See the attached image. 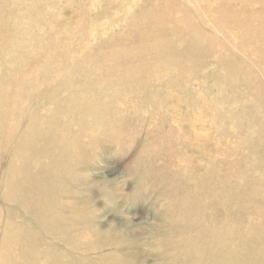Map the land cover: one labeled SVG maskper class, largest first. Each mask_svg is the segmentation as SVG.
Masks as SVG:
<instances>
[{
	"label": "rangeland",
	"instance_id": "rangeland-1",
	"mask_svg": "<svg viewBox=\"0 0 264 264\" xmlns=\"http://www.w3.org/2000/svg\"><path fill=\"white\" fill-rule=\"evenodd\" d=\"M144 1L147 0H0V9L10 17L14 14L16 17L14 25L17 30L20 33L25 31L24 35L21 34L23 36L21 42L15 43L9 49L2 47L4 52L10 51V57L2 67L9 71L8 68H11L12 65L23 61V68L31 67L32 70L35 69L33 72L31 71L35 72V76L46 77L45 80H47L43 83L39 82L41 85L33 89V92L32 90H28L29 92L23 90V95H25L22 108L28 112L38 111L42 117L50 115L49 109L56 108L61 120L55 121L53 124L50 122L42 124V128L51 125L60 137L57 134L53 136L54 134H49L48 131L49 135H43L36 139L37 146L33 149L21 146L25 150L27 160L30 161V165L27 167L29 173L44 172L43 175H47L46 171L49 172L51 166L56 165L53 169L56 172L50 173L45 182L51 184L57 191V200L53 199L52 202L50 196L47 198L43 193L41 194L43 199L41 201L50 202L49 206H52L50 211L54 214L51 212L47 215L41 213L37 209L38 207L35 208L36 201L26 200V196L29 199L35 198L34 183L27 187V195L24 200L21 198L15 200L8 193L9 190L18 187L15 181L8 180L7 177L13 167L12 156L16 149L17 139L20 137L19 132L25 127V118L23 117L20 124L15 123L16 130L10 136L9 144L1 142L0 139V249L3 243L2 238L4 237L5 240V235L13 232V229H21V226H24L28 229H37L39 232V229L42 230V221H49L53 214L56 215L57 219L54 218L56 223L58 221L55 224L58 231L54 228L53 232H42L43 236L48 242L53 243L55 250L60 255L68 256L70 264H193L187 257H194V254L187 251L189 256H186L182 246L185 242H193L201 229L190 233L183 232L182 228L187 224V221L177 215L176 203L172 196L175 182L168 175L169 167L179 169L180 172L187 170L192 175L197 174L196 176L200 177L205 174L203 169L208 166V163L210 165L216 155L228 151L229 154H232L234 149L230 145L233 143H240L241 156L245 155L251 144L259 148L264 147V140L261 138L256 136L251 141L247 136L245 137L246 132H249L248 125V128L245 125L241 127V125L235 124L233 126L234 123L230 122L233 115L239 114L241 119L250 116L255 126H264V48L260 46L250 50L248 47V44L252 43L250 39L251 42L246 39L248 41L245 47L238 41L240 38H246L243 26L239 22L236 25H227L226 29L219 25L218 19L215 20L214 16V9L218 5L216 0H174L180 7L173 10L175 17L178 16L177 18L181 19L182 15L187 16L192 20V25H189L185 29L186 31L183 30L187 35L182 33V39H185V42L183 40L179 42L180 45L176 47L179 49L177 51L171 44L175 37L173 34H162L159 30L156 31V34L165 35L164 45L166 48L163 45L164 52L173 49L170 52L176 57H180L177 58L178 61L175 62V65L173 62L172 65L165 66L166 70L163 76L156 77L159 70L149 67L147 62L150 59H157V62L160 63L159 61H164L167 54L164 53L165 56L163 53L156 55L151 51L152 49L145 47L148 43L150 44L148 46L154 45V42L151 43L144 37L145 32L151 30L149 29L152 27L151 17L142 15L143 17H139L140 19L142 17V20L138 19L137 21V12ZM237 1L230 0L228 7L234 6L233 8H235ZM148 2L156 4V0H148ZM262 3L263 5L260 6ZM260 4H253V8L256 9L254 11L261 13L260 20L264 21V0H261ZM31 10L36 12L33 14L30 12ZM38 12L41 13H39L41 16L36 14ZM39 16L41 22L38 23L36 19L40 20ZM249 17L240 19L245 21V19H250ZM134 21L137 23L135 24ZM29 24L30 26H27ZM33 26L35 27L33 28ZM5 28L7 37L12 33L13 25L8 24ZM153 29L156 30V28ZM199 35L200 37H198ZM263 35L261 33L257 36ZM2 38L0 37V43ZM32 39L34 44H31ZM35 39L40 40L38 45L45 48L39 47L36 44L38 41ZM167 43L169 45H166ZM239 43L241 46L238 45ZM199 45L202 46L201 48L207 47L212 55L200 56V58L195 55V59L194 55L188 56V51L200 50L198 49ZM27 46L29 47L26 49ZM55 47L56 49H54ZM132 47L139 51L133 57H129L126 51L129 48L131 50ZM182 47L186 52H183ZM45 50L48 52L47 58L44 54ZM111 51L112 54H122L120 55L121 59L127 55V59H125L127 61L123 59V62L127 63L126 67L122 60L118 63L115 59L112 62L107 60L103 62V58L111 55ZM118 52L120 53L118 54ZM21 53L23 57H20ZM89 56L94 59L90 60ZM64 57H68L67 59L72 57L76 64L72 62L66 65L61 60ZM118 64L121 71L117 68L118 70L114 69L112 73L113 66L117 67ZM129 65L132 72L136 71V74L134 73L136 76L134 80L128 77L130 84L127 79V83L125 82L127 88L123 86L122 89L119 87V81L120 79L125 81L123 78L129 74V71L126 70ZM2 67H0V80L3 81H0L1 108L8 103L2 94L9 93L12 89L11 84L15 82L8 71H3ZM103 70H106V73L109 71L107 75L113 74L114 77L111 76V80L115 78L108 87L114 89L115 87L112 85L115 83L120 91V95L118 94V98L115 100L110 94L104 98L108 102L113 101V106L111 105L108 109L102 108V106L101 110H98L104 115L107 113V118L100 117V120H96L97 118L88 110L89 106L86 107L87 109L84 106H79L80 108H76V110L75 107L67 108L74 99V93L85 91L83 83L90 84L96 91L99 89L102 82L94 78L92 74L96 72L106 74ZM159 74L162 73L159 72ZM115 80L118 81L115 82ZM136 81L141 84H139L140 87ZM145 81L148 84H144ZM63 86L66 87L65 90ZM56 88L62 90L59 100L56 98L50 104L43 105L40 100L41 91ZM249 88L255 89L254 91L260 94L259 100L255 99L258 102L255 103V100L246 95ZM110 97H112L111 100ZM84 101L86 100L82 99L80 105ZM39 102L41 107L35 105ZM252 102L256 105L251 104ZM257 105L259 106L256 107ZM255 108L257 110L254 111ZM78 109H80L79 112ZM68 111L69 113H67ZM87 111L88 114H86ZM114 116L121 118L126 116L125 124L123 123L121 126L120 123H116L112 118ZM69 121L70 126L67 125ZM58 123L60 124L57 127ZM79 124L81 128H79ZM18 125L20 127L17 128ZM68 127L72 129L70 130ZM120 130L121 133H119ZM235 130L238 134H234ZM75 134H77V138L74 137ZM64 135L74 139L77 151H67L65 146L67 143H63L64 140H61L63 137L65 139ZM46 137L48 139L54 137L55 144H53L54 138H50L52 140L50 141ZM56 140L59 141L58 144ZM49 141L50 143H48ZM244 144L245 146H243ZM202 146L205 152L201 151ZM49 148L50 150H48ZM82 151L84 152L82 153ZM76 154L78 155L76 156ZM263 154L259 159L261 163L253 165H251L252 159L244 161L240 157L229 158L225 161L226 163L220 162L217 167L218 172L223 176H229V179L235 175L234 179L228 182H222L221 178L215 179L211 182V186L216 188L218 194H223L232 188L234 180H239L234 183L236 186L240 181L244 182L247 175L256 176L258 173L264 172ZM21 162L17 161V165L20 166L18 163ZM58 167H61L60 170L57 169ZM53 170L50 171L53 172ZM235 171H239L238 174ZM51 174L54 177L57 174V177L54 178L50 176ZM6 181L7 183H5ZM185 189L188 192L187 184L180 188L183 192ZM242 195V198L234 200L239 208V210H234V215H232L235 219V228L245 225L248 228L252 223L261 221L262 209L255 206L262 199L261 195H253L250 198L245 194ZM19 199L24 203L22 204ZM38 201L40 200L37 199ZM51 202L57 203L52 204ZM241 204H247V206L240 208ZM45 217L46 219H44ZM220 217L222 218V214L219 212L215 218L220 219ZM83 231L87 232L88 237H85L80 247L76 245L70 248L67 240L77 233H84ZM210 243L212 240L208 238L206 244ZM169 244L173 245L169 248ZM13 249L17 250L15 247L11 248L12 251ZM8 262L11 263L12 259H9ZM41 264L55 263L54 260L46 257ZM204 264H208L207 261Z\"/></svg>",
	"mask_w": 264,
	"mask_h": 264
},
{
	"label": "bare ground",
	"instance_id": "bare-ground-1",
	"mask_svg": "<svg viewBox=\"0 0 264 264\" xmlns=\"http://www.w3.org/2000/svg\"><path fill=\"white\" fill-rule=\"evenodd\" d=\"M260 1L261 0H238L236 2L235 8H233L234 6L233 7L231 6L232 8H229L228 7V3L230 2V0H216V2H218V5L214 9L215 20L218 19L217 20L218 24L223 26V27H225V29L230 24L236 25L238 22L240 23V25L242 24L241 26H243V29H244L243 33H245L246 38L244 36H241L242 35V28L240 27L241 28V30H240L241 35H239V34L238 35L241 36V37H244V39L242 38L243 39L242 40L240 38V40H238V41H240V43L243 44V46L245 47L247 45L246 44L247 41L250 39L252 41V43L248 44V47H249L250 50L255 49L257 47H260V46L264 48V35L263 36H257L258 34H261V33L264 34V21L260 20V16L259 15L261 13H259L257 11H254L256 9L253 8V4H256V3L260 4ZM261 5H263V3L260 4V6ZM177 8H180V7L176 4V2L174 0H156V4L155 5L149 3L148 0H147L146 2L145 1L143 2V4L141 5L139 11L137 12L138 13L137 21H138V19H140L139 17L142 16V15L144 17L145 16H149V17H151V20H152V22H151L152 23V25H151L152 27L148 26L149 29H151V30L146 31L145 32L146 35H144V37H146L148 40H150L151 43L154 42L153 43L154 45L148 46L150 44L147 42L148 44H146L145 47H147L149 49H152L151 51L155 52L156 55H159V54L162 55V53H163V56H165L167 54L165 59H163L164 57L162 58L164 61H159L160 63L157 62V59H150L147 62L149 67H152V68H155L156 70L157 69L159 70V71L157 70L158 71V76H156V77L163 76V74L165 73V70H166L165 66L169 65L171 63L173 64V62H174L173 65H175L176 64L175 62L178 61L177 58H180L179 56L176 57L173 53L170 52L173 49L172 50L170 49V50H167V52H164L165 51V49H164V47H165L164 44L165 43L164 42H165V39H166L165 35L156 34V31L159 30V32L160 33L162 32V34L163 33H171V34H173L175 37L173 38L174 40H172L171 44L176 48L178 45H180L179 42H181V40H183V41L185 40V39H182V33L187 35V33H185L183 30H185L189 25H192L191 24L192 20L189 17H187V16L184 17L182 15L181 19H178L177 18L178 16L175 17V15L173 13V10H175ZM37 10L39 11V9H37ZM30 12H33V11L31 10ZM35 12L36 11H34L33 14ZM39 13L40 12H38L36 14L38 15ZM29 14H32V13H29ZM40 16H39V19H40ZM247 16H250L249 17L250 19H247V20L245 19V21L243 19L242 20L240 19V18H246ZM142 17H141V19L139 21L142 20ZM135 18H136V15H135ZM15 19H16V17H15L14 14L10 17V15L6 14L4 11H2L0 9V37H3L2 38L3 40L0 43V67H2L5 63H7V61H8L7 59H8V57H10L9 56V52L10 51L8 53L4 52L2 47L6 48V49H9L10 46L15 45V43L17 44L18 42H21V40L23 39V36L21 34H23V35L25 34V31L24 32L22 31V33H20L19 30H17L16 26L14 25V22H15L14 20ZM36 20L38 21V23H39V21L41 22V19L38 20V18H37ZM242 21H244V22H242ZM29 23L31 24V22H29ZM136 23L137 22H135V24ZM8 24H12L13 25V30H12V33L8 34V36L6 37V34H5V29L6 28H5V26H8ZM30 24L27 25V26H30ZM73 24H74V22H73ZM232 26H231V28H232ZM34 27L35 26H33V28ZM138 27H140V26H138ZM234 27H236V26H234ZM146 28H147V26H146ZM153 28H156V30L153 29ZM228 29H230V28H228ZM238 30H239V27H238ZM198 37H200V35ZM187 38H189V36H187ZM246 39H248V40L246 41ZM25 40H27V39H25ZM35 40H37V39H35ZM250 40L248 42H251ZM37 41L38 42H36V44L38 45L40 40H37ZM168 41H169V39H168ZM61 42H60V44H61ZM29 43L30 42H28V44ZM32 43L34 44L33 39H32L31 44ZM205 43H207V42H205ZM240 43L238 44L239 46H241ZM57 44H59V43H57ZM60 44H59V46H60ZM191 44H193V43H191ZM163 45H164V47H163ZM166 45H169V43H167ZM33 46H35V45H33ZM38 46H37V48H38ZM210 46H211V43H210ZM210 46H208V47H210ZM28 47L29 46H27L26 49ZM42 47L45 48L44 46H41V48ZM183 47H186V46L183 45ZM183 47H182V49H183ZM198 47H199L198 49H200L198 51H192V50L188 51L187 52L188 56L194 55V59H195V55H198L199 58H200V56H210V55H212L211 52L208 51L207 47L206 48L204 47L206 50L204 48H201L202 46L200 47V45ZM34 48L36 49V47H34ZM130 48H131V46H130ZM130 48L126 51L127 52L126 54L129 55V57H133L139 50L138 49H134V47H132V49L130 50ZM54 49H56V47ZM174 50L177 51L179 49L176 48ZM183 50H184L183 52H186L185 49H183ZM112 51H111V55L105 57V58L108 57L107 59L103 58V60H104V61L102 60L103 62H105L106 60L112 62V61H114L113 59H115L117 61V63H118V62H120V60H122V62H123L125 59H127L126 58L127 55L126 56L124 55L122 57V59H121L120 55H122V54H120V55H117V53L116 54H112L113 53ZM176 51H174V52H176ZM62 52H63V50H62ZM147 52H149V51H147ZM119 53L120 52H118V54ZM150 53H152V52H150ZM164 53H166V54L164 55ZM259 53H260V51H259ZM18 54H20L19 51H18ZM44 54H45V57H46L48 52L45 50ZM176 55H179V54H176ZM21 56L23 57L22 53H21L20 57ZM60 57H62V56H60ZM26 58H27V60H29L28 57H26ZM67 58H65V57L61 58V60L66 65H69L72 62L74 63V60H73L72 57L69 58V59H67ZM89 58H90V56H89ZM188 58H190V57H188ZM93 59H94V57L90 58V60H93ZM131 59H129V60L131 61ZM99 60H100V57H99ZM116 61H115V64H116ZM125 61H127V60H125ZM51 62H53V61H51ZM100 62H101V60H100ZM23 63H24L23 61H20V62H18V64L16 63L17 65H12L11 68H8L9 71L7 69H5L4 67H2V68H4L3 71H5V70L8 71V74L13 78V80L15 82L14 83L12 82L13 83V84H11L12 89L10 90L9 93L2 94V96L5 98L6 101H8V103L5 104L6 106L5 105L2 106V108L0 106V139H1V142L9 144L10 136L12 135L13 131L16 130L15 129L16 128L15 123L20 124V121L23 119V117L26 120L25 127L23 128V130H21V132H19V136L20 137H18L19 139H17L18 141L16 142V146H15L16 149L14 150V153H13V156H12V159H13L12 160V165H13V167H12L10 175L7 177L8 180L10 179L11 181H15L16 185L18 187L13 188V190L12 189L9 190L10 192H8V193H9L10 196H12L11 198H15V200L16 199L18 200V198H21V200H24L26 198V200L27 199L31 200V202L33 200L36 201L37 205H35V208L38 207L37 209L40 210L41 213H45L47 215V214H50V212H51L50 210L52 209L51 208L52 206L51 207L49 206V205H51V204H49L50 202L46 203V201L45 202L41 201V199H42L41 198V194L43 193L47 198L50 196V199H51L52 202L56 199L57 191L53 189L54 187L51 184H49L48 182H45L47 176H49L50 173H55L56 172V171L53 170L56 165H52L51 168H50V170H53V172H51L50 170H49V172L46 171L48 173L47 175H45V174L43 175V173H44L43 171L44 170L42 171L43 173H41V172H39V173H29L27 167H28V165H30L29 164L30 161L27 160L26 155L24 153L25 150L21 146H28V148L26 147L27 149H31V148L33 149L35 146H37L36 145V143H37L36 139H38L40 136H43V135L46 136V135H49V134H52V133L54 134L53 136H55L56 134L58 135V133H56L55 129H53L51 125L46 127V128H42V124L43 123L49 124V122H50V124L51 123L53 124L55 121L58 122V121H61V120L59 119L58 109H56V108L49 109V114L50 115H47V117L40 116L38 114L39 113L38 111L37 112H28L27 110L25 111L22 108V103H23L24 95H25V94L23 95V92H24L23 90H25V92L28 91V90H32V92H33V89L38 88L41 85V83H43L44 81L45 82L47 81V80H45L46 77H41V76L37 77V76H35L34 75L35 72L32 73L33 70H35V69L32 70L31 67H29V68H31L30 70H29V68L28 69L23 68L24 67L22 65ZM123 63L125 64V62H123ZM74 64H76V62ZM126 64L124 65L125 67H126ZM73 65H71V66H73ZM130 65H131V63H130ZM130 65H129V67L126 68V70L129 71V74L123 78V79H125V81L123 82V81H121V79L119 81V87L122 88V89H123V86L126 87V83H127L126 81H127L128 77H129V79L134 80V77L136 76V75H134V73L136 71L132 72V69L130 68L131 67ZM30 66H32V65H30ZM71 66H69V67L71 68ZM118 66H119V64L117 65V67L115 66L116 68L113 66V69L111 70L112 73L114 72V69L119 68ZM73 68H76V67L73 66ZM168 68H170V67H168ZM37 69H39V68H37ZM119 71H121L120 68H119ZM133 71H134V68H133ZM103 72L106 73V70L105 71L103 70ZM159 72L162 73V74H159ZM107 73H109V71ZM107 73L103 74L102 72L101 73L100 72H96L95 74H92V76L94 78H97V80H101V82H102V84L99 86V89H97V91H96V90H94L91 87L90 84H86V83L84 84L83 83L85 91L83 93H74L73 94L74 99L71 102V104L69 106H67V108H71L72 109V108L75 107L74 109L76 110V108H80L79 106H81V107L84 106L85 108L87 106H89L88 110H90L91 113H93L94 117L97 118L96 120H100V117H104L105 118L107 113L104 115V114L100 113V111H98V110H101L100 108L102 106H103L102 108H107V109L110 108V106L113 104V101H111V102L109 101L108 102L104 98L108 94H110L111 96H113V98L115 100V98L116 99L118 98V94L120 93L119 88H118V86L115 83L112 85L113 87H115L114 89H110V87H108V85L112 81H114L113 79H115V78H113L111 80V78L114 77V76H112L113 74L111 75L112 76L111 77L110 75H107ZM37 74H39V73H37ZM180 74H181V72H180ZM175 75H177V74H175ZM89 76H90V73H89ZM123 76H124V73H123ZM167 77H169V76H167ZM119 78H121V77H119ZM153 78H155V77H153ZM40 79H42V80H40ZM84 79H87V78H84ZM129 79H128V82L130 84ZM0 81H2V80H0ZM117 81L118 80H115V82H117ZM21 82H23V84H21ZM39 82H41V83H39ZM136 82L138 83V81H136ZM139 84L140 83H138L137 85L140 87L141 84L140 85ZM144 84H148V83H146V81H145ZM69 85H71L70 82H69ZM63 88L65 90L66 87L63 86ZM0 90H1V88H0ZM254 90L249 88L248 92L246 93V95L249 98L253 99V100H255V99L259 100L260 94H257ZM6 91L8 92V90H6ZM145 91H146V89H145ZM30 93H31V91H30ZM61 93H62V90L59 89V88L44 90V91H41V93H40V97H41L40 100H42V102H43L42 104L43 105L47 104V103L50 104L56 98L59 100V98L61 97ZM85 94H88V95L85 96ZM82 99L86 100V101L83 102L84 105H83V103H82V105H80ZM96 99H98L99 101L96 100ZM111 99H112V97H110V100ZM230 100H231V98H230ZM257 100H255V103H256ZM245 101H247V99H245ZM29 102H30V99H29ZM247 103L249 104L250 102H247ZM253 103L254 102H252L251 104H253ZM35 105L36 106L40 105L39 107H41L40 102L38 104H35ZM258 106L259 105H257L256 107H258ZM251 107H254V106L251 105ZM35 109H36V107H35ZM79 110L80 109H78V112H79ZM253 110L255 111L257 109L255 108ZM251 111H252V109H251ZM67 113H69V111ZM256 113H257V111H256ZM86 114H88V111H87ZM44 116H45V114H44ZM239 116H240L239 114H236V115H233V117L231 118L230 122L234 123L233 126L235 124L237 126L241 125V127H242V125H245L247 128L249 126V129H248L249 132H246L245 137L247 136V138L251 139V141H252V138H254L256 136H257V138H261V140H264V126H259V125L255 126V125H253L252 118H250V116H248L249 118L248 117L247 118H243L241 116L243 119H241ZM112 118L115 120L116 123H120L121 126H123L122 125L123 123L125 124L124 121H125L126 116H124V117L122 116V118L120 116H114ZM107 120H109V119H107ZM230 122H229V126L231 124ZM59 124L60 123L57 124V127H58ZM69 124H70V121H69V123L67 125H69ZM80 124H79V128H81ZM120 124H118V125L120 126ZM63 125L64 124H62V126ZM18 127H20V126L18 125L17 128ZM54 127H55V125H54ZM79 128H77V129H79ZM236 130H235L234 134L237 133ZM48 131H49V134H48ZM232 131H230V132L232 133ZM66 133H67V131H66ZM119 133H121V130H120ZM75 135L76 136H74V137L77 138V134H75ZM58 136L60 137V135H58ZM189 137H191V136H189ZM50 138L53 139L54 137H50ZM50 138L49 139L47 138V139L52 141ZM56 138H57V136H56ZM63 138L61 140L62 141L64 140L63 143L64 142L67 143V145L65 144V146L67 147V151L68 152L75 151L77 149L76 146H75L76 142L74 141V139H72V137H69L67 135V136H65V139H63ZM78 138H79V136H78ZM54 140H55V138L53 139V142H54L53 144H55ZM89 140H88V142H89ZM50 141L48 143H50ZM62 141H60V142H62ZM56 142H57V140H56ZM58 142H57V144H58ZM240 142H242V141H240ZM44 143H45V141H44ZM48 143H47V145H48ZM230 146L233 147V149H234V150L232 149L233 150L232 154H229V151H228L227 153L229 155L226 152L223 153V154H220V155H216L214 157V160L213 159L211 160L210 165L208 163V166L205 169H203V171L205 172V174L203 176H200V177L196 176L197 174L196 175H192L190 173V171H187V170H186V172H184V171L180 172L179 169H174V168L171 169L169 167L168 175L175 182V185L173 187L172 196H173L174 202L176 203L175 206L177 208V215L180 216V218H182V217L185 218V220L187 221V224H185L184 227L182 228L183 232H189L190 233V232H194V231L199 230V228L201 229L200 233L197 235V237L195 238V240L193 242H191V243L185 242V243H183V246H182V249L185 251L186 256H189L187 251L188 252H192L194 254V257H191V256L187 257V258H189V260H191V262L193 264H204L205 261H207L208 264H264V172H260L256 176L247 175L245 180H244V182L240 181V183L238 185H236V186H235L234 183H237L239 180L238 179L234 180L232 182L233 183L232 188H230L229 190H227L223 194H218L217 191H216V188H213L211 186V182L214 181L215 179H220L221 178L222 182H228V181H232V179H234L235 175L231 176V178L229 179V176H223L221 173L218 172V168L217 167L219 166L220 162H225L229 158L232 159L233 157H240L241 159H244V161H246L248 159H252L251 160V165L256 164V163L258 164L259 162L261 163V161L259 159H261V155L264 153V147H260L259 148V147L255 146L254 144H251L250 147L248 146V150L245 153V155L247 157L245 158V155L241 156L240 143H238V144H234L233 143ZM243 146H245V144ZM262 146H263V144H262ZM52 147H53V145H52ZM55 147H56V145H55ZM201 148H202L201 151L205 152V150L203 149V146ZM48 150H50V148ZM52 150H54V149H52ZM83 152L84 151H82V153ZM78 154H76V156ZM215 154H216V152H215ZM56 155H57V153H56ZM63 156H64V154H63ZM51 157H53V156L51 155ZM57 157H59V156H57ZM234 159H236V158H234ZM64 160H65V158H64ZM17 161H22L21 163H18L20 166L17 165ZM60 162H62V161H60ZM57 165H58V163H57ZM60 168L58 167L57 169L60 170ZM181 170H183V169H181ZM238 172H236V173L238 174ZM184 173H186V175H184ZM56 175H55V177L52 174L50 176L56 178L57 177ZM58 175H59V173H58ZM60 176H61V174H60ZM163 176H165V175L163 174ZM160 179H161V177H160ZM5 183H7V181ZM32 183L35 184L34 188H35V191H36V193H35L36 195H35V198L33 197V198L29 199V198H27V196L25 197V195H27V190H28L27 187H29V185H31ZM253 183H255V184H253ZM185 184H187L189 186L188 192H186L187 189H185V192L180 190V188L182 186L184 187ZM251 184H253L252 187H250ZM242 194L247 195L249 198L253 197V195H257V194H259V196L261 195L262 199L259 200L257 203L255 202L256 203L255 206H257L258 209H262V212L260 213L261 214V221H260V223L259 222L252 223V225L249 226L248 228H247V225H245L244 227H239L238 226L237 228H235V226H236L234 224V220L235 219L232 217V215H234L233 214L234 210H236V209L239 210V208H237V206H236L237 204L234 203V200H235V198H238V199L242 198L243 197ZM3 195H5V194H3ZM37 199H39L40 201L37 202ZM3 200H6V199H3ZM19 201H20V199H19ZM23 203H24V201H23ZM56 203L57 202H54L52 204H56ZM248 204H250V203H248ZM57 205H59V204H57ZM238 205H240V204H238ZM33 206H34V204H33ZM246 206H247V204H241L240 208H244ZM26 207L28 208V206H26ZM71 212H73V211L71 210ZM219 212H220V214H222V218L221 217H220V219L215 218L216 215ZM51 213H53V212H51ZM235 213H236V211H235ZM53 214H52V218L49 221H47V220H43L42 221V224H43L42 225V230L39 229V232H41V233H39L37 229L33 230V229L25 228L24 226H21V229H15V230L13 229V232H11L10 234H6L5 235V240H4V237L2 238L3 239V243H2L1 249H0L1 250L0 264H41L46 257H49L52 260H54L55 264H70L69 260L67 258L68 256L60 255L55 250V248L53 246V243H51V241L48 242L43 236L42 232H44V233L53 232L54 228H55L56 231H58L57 227L55 225V224L58 223V221L56 223L55 219H57V218H56V215H53ZM7 215H8V213H7ZM60 216H62V215H60ZM213 216H215V217H213ZM44 219H46V217ZM6 222H8V221H6ZM5 227H6V225H5ZM5 231H7V230H5ZM66 236H68V235H66ZM85 237H88L87 236V232L77 233L76 235H74V236H72L70 238L68 236L67 238H69V239L67 241L69 243V247L73 248L76 245H79V247H80V244L83 243V241L85 240ZM208 238L212 240V243L206 244V240H208ZM241 240H243V241H241ZM172 245L173 244H169L168 247L170 248ZM12 247L17 248V250L14 251V249H13V251H12L11 250ZM9 259H12L11 263L8 262Z\"/></svg>",
	"mask_w": 264,
	"mask_h": 264
}]
</instances>
